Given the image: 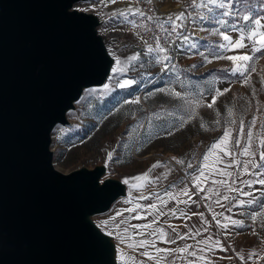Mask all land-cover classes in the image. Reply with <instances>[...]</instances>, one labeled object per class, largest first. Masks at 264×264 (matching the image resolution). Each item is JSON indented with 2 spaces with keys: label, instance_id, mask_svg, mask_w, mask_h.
Here are the masks:
<instances>
[{
  "label": "rangeland",
  "instance_id": "rangeland-1",
  "mask_svg": "<svg viewBox=\"0 0 264 264\" xmlns=\"http://www.w3.org/2000/svg\"><path fill=\"white\" fill-rule=\"evenodd\" d=\"M201 3L202 0H195V4ZM203 3L206 4L207 0H203ZM82 6L86 9L106 10L112 15L105 23L103 32L110 36L114 50L121 55L119 68L124 70L111 77L108 89L92 90L83 94L77 103V111L68 115L72 126H58L54 129L52 149L56 168L64 172L82 163L90 167L94 162L108 158L111 153L108 168L112 174L125 175L131 181L132 199L115 203L110 211L101 217L102 220L112 227H116L125 219L129 227L156 220L153 228L156 225L167 226L166 233L170 237V219L177 216L184 219L190 202L177 203L176 200H170L165 192L175 193L185 185L191 191H196L192 177L199 175L203 155L227 128L231 136L226 150L233 152L235 159L241 163L229 167L233 157L225 156L220 149L214 150L207 162L208 167L204 169L205 175L199 181L204 191L194 195V198L200 206L203 203L206 207L211 205V209L217 207L221 210L220 216L224 220L241 221V224L233 226L231 232L239 234L244 241L256 240L258 244L264 243V185L253 183L249 187L240 183L241 180L255 181L264 178L242 172L243 161H259V153L264 150L260 145V139L264 138V50L251 51L252 41L247 38V34L243 41L246 48L220 49L219 44L227 42L214 32V29L223 31L235 42L240 33L233 31L232 25L245 29V33L251 31L252 28L246 27L248 22L243 21L242 16L249 15L252 19L264 17V0H233L231 5L224 9L208 5L212 12L208 11V7L193 6V0H151L150 3L148 0H116L115 3L97 0ZM130 6L140 8L147 15L154 14L159 20L148 21L146 17H140V20L135 21L132 13H128L127 17L113 15L114 12L118 13L119 10H126ZM224 11H230L231 14L222 16ZM180 12L185 16L183 20L177 21L182 27L177 28L171 36L167 35L159 25L163 24L165 29L171 31V24L166 22L167 18L170 14L174 16ZM221 19L225 20L226 24L221 25L218 22ZM141 25H146L148 30ZM135 27L141 36L134 33ZM156 36L160 37L161 46L167 49L170 60L157 63V53L147 52L144 41L155 47ZM184 36L189 39L185 41ZM135 53H140V59L128 61L127 58ZM244 54L252 56L253 59L247 62H233L213 58L215 55ZM159 55L162 57L164 53ZM205 57L212 62L207 63ZM234 63L245 64L244 71L233 73L231 69ZM164 64L169 67L161 71ZM193 65L196 67H192ZM253 68L255 71H252ZM124 79L134 80L135 83L126 88H119L118 83ZM162 88L166 91L160 92L159 89ZM226 88L230 91L219 96L213 108H208L206 105L212 102L216 91ZM169 89L181 93V96L171 94L167 91ZM135 100L139 103H133ZM196 101L200 106L195 107L196 114L189 119L195 106L191 102ZM229 108L232 109L231 115L228 114ZM217 120L219 123H214ZM241 120L244 121L243 132L240 130ZM182 121H187L184 127L180 126ZM201 122L208 130L201 127ZM249 127L253 132L250 148L256 153L253 157L238 154L248 143ZM237 138L241 141L239 146L234 144ZM221 148L224 146L221 145ZM172 157L183 159L185 163L177 164ZM218 157L223 159L216 163ZM156 161H160L161 166L153 169L147 180L132 179L145 173ZM189 162L192 163V168L187 167ZM223 171H231L234 175H221ZM251 171L264 172V169ZM155 177H159V180L152 179ZM220 180L229 184L236 181L232 187L240 188L241 192L228 191L225 185L214 183ZM209 188L213 191L208 192ZM243 192H249L251 195L245 196ZM221 195H226L229 199H221L220 204H217L215 201ZM141 196L146 199H140ZM253 198L252 203H247ZM177 199L188 198L179 196ZM162 200L167 201V204H162ZM236 200H243L245 203L239 204V210L232 215V212L224 207ZM150 204H156L165 215L160 216L156 209L149 208ZM173 208L178 211L175 215H170L169 210ZM128 209L132 211L129 212ZM253 214H256L255 220L252 219ZM137 216L140 218L135 219ZM153 228L131 227L132 244H137L136 241L139 240L137 232L151 233ZM138 253V246L135 250L131 248V255L136 261Z\"/></svg>",
  "mask_w": 264,
  "mask_h": 264
},
{
  "label": "water",
  "instance_id": "water-1",
  "mask_svg": "<svg viewBox=\"0 0 264 264\" xmlns=\"http://www.w3.org/2000/svg\"><path fill=\"white\" fill-rule=\"evenodd\" d=\"M91 1L0 0V264H132L127 220L101 218L132 199L131 181L109 158L54 165V129L120 66L102 32L112 15Z\"/></svg>",
  "mask_w": 264,
  "mask_h": 264
},
{
  "label": "snow or ice",
  "instance_id": "snow-or-ice-1",
  "mask_svg": "<svg viewBox=\"0 0 264 264\" xmlns=\"http://www.w3.org/2000/svg\"><path fill=\"white\" fill-rule=\"evenodd\" d=\"M108 2L110 3H115L116 0H108ZM148 2L150 3L151 0H148ZM233 2V0H227V3H225V0H207V3H203V0H202V3L201 4H195V0H193V6L195 7H208V5H214L216 7H219L221 9H224V8H227L231 5V3ZM78 11H85L86 9H77ZM208 11L209 12H212V8L211 7H208ZM128 13H132L134 15H137L139 17H146V19L148 21H152L154 19L156 20H159V17H156L154 14L153 15H147L143 10H141L140 8H133V7H129L128 9L126 10H119V12H114L113 15H120V16H123V17H127ZM230 11H224L221 15L222 16H228L230 15ZM185 18L184 16V13L183 12H180V13H177L175 14L174 16L172 14H170L167 18V23H170L171 24V31H169L168 29H165L164 28V25L163 24H160L159 27L161 29L164 30L165 33H167V35L171 36L172 33H175L177 31V28L179 27H182V25L178 24L177 21H180V20H183ZM203 18V17H202ZM242 19L243 21H246L248 22L246 27H249V28H252L251 31H248L247 33H245V29L243 28H240L238 29L235 25H232V30L233 31H238L240 33V36L238 39L235 40V42L232 41V37L228 34H225V32L223 31H219V30H215L214 29V32H217L223 39V41L227 42V43H221L219 44V48L220 49H224V50H234V49H242V48H246L247 46L244 44V39H245V34H247V38L252 41V46H251V51L253 52H261L262 50H264V31H262L261 29H264V23H262V20H264V17L262 18H258V19H252L251 16L249 15H243L242 16ZM221 25H224L226 24V21L221 19L218 21ZM254 26V27H253ZM141 27H144L146 30H148L146 28V25H141ZM155 47H153V45L151 44H148L147 41H144L145 43V46L147 48V52L148 53H153V52H156L157 53V56L155 57L156 59V62L157 63H161L162 61H167V60H170V56L167 54V49L163 46H161V43H160V37L159 36H156L155 38ZM183 39L185 41H187L189 39L188 36H184ZM193 47H195V45H192ZM159 53H164V55L161 57L159 55ZM214 59H228V60H231L233 62L235 61H243V62H247V61H250L253 59L252 56L248 55V54H244V55H239V56H221V55H215L213 57ZM140 59V53H135L133 54L132 56L128 57L127 60L128 61H136ZM205 61L207 63H211L212 61L209 60L207 57H205ZM121 63V61L119 59H117V64L119 65ZM168 65L167 64H164V66L162 67L161 71H165L168 69ZM192 67H196V65H193ZM245 69V64H235L234 63V66L233 68L231 69V71L233 73L235 72H243ZM124 69L123 68H119V67H114L112 69V72L113 73H116V72H119V71H123ZM252 71H255V68L252 69ZM245 82H247V80H245ZM135 83L134 80H131V79H124L122 81H120L118 83V87L119 88H126L128 86H130L131 84ZM103 87L105 89H108L109 88V85L108 84H104ZM160 92H165L166 90L165 89H159ZM169 91L171 94L177 96V97H180L181 96V93L179 92H175L174 90L172 89H169L167 90ZM230 91V89H223V91L221 90H217L216 91V95L212 97V102L211 103H208L206 106L208 108H213L215 103H216V100L219 96L223 95L224 93ZM127 103V101H126ZM133 103H139L138 100H135L133 101ZM193 103L195 106L192 108V112H191V115L189 116V119L192 118V116H194L196 114L195 112V107H199L200 104L198 101L196 102H191ZM228 114L231 115L232 114V109L229 108L228 109ZM217 115L219 116V112H217ZM187 123V121H182L181 123V127H184V124ZM214 123H219V120L215 121ZM252 123L254 124L255 123V120L252 121ZM201 127L204 128L205 130H208L207 129V126L201 122ZM262 127H264V124H262ZM240 130L241 132H243L244 130V121L241 120L240 121ZM169 135H171V133H168ZM231 136V133H230V130L225 128L224 131H223V135L217 140L215 141L209 148L208 150L205 152V154L203 155V159H202V162H201V166H200V169H199V175L197 176H193L192 177V181H193V187L196 189V191H191L189 189V187L187 185H185L184 188L182 189H179L178 191H176L175 193L173 192H165V195L168 196V198L170 200H176L177 203H183V204H187L189 202L195 204L196 201L195 200H192V196L194 195H199V193L201 191H204L203 189H201L200 187V178L203 177L205 175V172H204V169L206 167H208L207 165V162L209 161V158H210V155H212L214 153V150H217V149H220L221 151H223L224 155L225 156H232V160H231V164L229 165V167L231 165H236V164H240L241 162L236 160L235 159V154L233 152H231L230 150H226L227 149V145L229 143V138ZM247 138H248V143L245 144L239 151V155L241 156H246V157H253L256 155L255 151H253L251 148H250V144H251V141L253 139V132L251 131V128L249 127V130L247 132ZM234 144L236 146H239L241 144V141L239 138L235 139L234 141ZM221 145L224 146V148H221ZM260 145H261V149H264V138H261L260 139ZM112 157V154L109 153L108 154V158L111 159ZM172 159L177 163V164H180V165H183L185 163V161L183 159H178L176 157H172ZM222 157H218L216 163H219L222 161ZM161 166V162L160 161H156L154 164H152L150 166V168L145 172V173H142L140 176H137V177H133L132 179L134 180H141V179H146L149 177V173L155 169V168H158ZM192 163L189 162L187 164V167L188 168H192ZM252 169H264V150H261L260 153H259V161H253L252 159H246L245 161H243V166H242V172L243 173H249L251 175H255L257 177H261V176H264V172H261V171H251ZM169 171H171V169H169ZM221 175H224V176H228V177H232L234 175L233 172L231 171H223L221 172ZM152 179H155V180H159V177H155V178H152ZM129 181L128 180H125V183H128ZM150 182V181H149ZM214 183H219V184H223L225 185L226 189L228 191H235V192H241V189L240 188H233L232 187V184H235L236 181H232V184H229L227 181L225 180H220L218 182H214ZM240 183L242 184H247L249 187H251V185L253 183H259L260 185H264V178H259L255 181H252V180H241ZM142 186V185H141ZM173 188H175V185L172 186ZM208 192H211L213 191V189L209 188L207 189ZM243 195L245 196H250L251 193L249 192H243L242 193ZM149 195H151V193H149ZM179 196H186L188 199L187 200H179L177 199V197ZM140 199H146V197L144 196H141L139 197ZM157 199H159V197H157ZM223 199V200H228L229 197L226 196V195H221L220 198H218L215 202L217 204H220V200ZM254 200L253 199H250L249 201H247V203H252ZM162 204H167V201H164L162 200L161 201ZM238 204H244L245 201L243 200H239L237 201ZM149 208H152V209H156L158 212H159V215L160 216H163L165 215V213L157 208V205L156 204H150L148 205ZM209 211H211V205H207ZM221 207H223V205H221ZM231 209H229L230 211ZM127 211L131 212L132 209H128ZM178 211V209H170L169 210V214L170 215H175L176 212ZM117 215H120V213H117ZM181 215H184V213H181ZM194 215H198L201 219V221L206 225L208 224V221L204 218V213H194ZM218 215H222V213L220 214H217V213H214L213 212V220L216 221L217 225H221V221L217 219V216ZM135 219H139L140 217L137 216V217H134ZM114 219V218H113ZM253 220L256 219V214H253V217H252ZM105 225H107V221H104L103 222ZM125 223V221H121V224ZM156 223V220H153L151 221L150 223H147V224H143V225H140V224H136V225H131V227L133 229H140V228H144V229H149V228H153V225ZM231 223L232 224H241V221H238V220H231ZM223 228L227 229L228 228V224L227 223H224L221 225ZM117 228L120 227V225H116ZM171 227V226H170ZM128 228H124L123 231L124 233H127L128 232ZM205 231H207V229L205 228L204 229ZM172 231L175 232L176 229L173 227L172 228ZM191 232V229L189 230ZM157 233H159L160 237L161 238H164L166 236V233L164 232V230L162 228H154L153 231L151 233H149L150 235L152 236H156ZM112 233L109 232V235H111ZM137 235H141V233L137 232L136 233ZM197 234L198 231H197ZM188 235V233H185L183 235H180V234H177V239H184L186 236ZM117 238L121 240V242H124V237L120 236L119 234H117ZM168 243H174L175 241L171 240L170 238L168 239L167 241ZM203 241L201 242H198V243H202ZM153 242L152 241H147V240H140L138 242V245L137 244H129L128 247L129 248H132L133 250H135V248L137 246L139 247H145L146 245H149V244H152ZM215 246L217 247H222L220 245V242L219 240H217L215 242ZM191 246L190 245H185L184 247L182 248H177V249H160V248H156L155 251L157 253H161V252H167L169 254H172V253H175V252H179V253H185L188 251V249L190 248ZM226 250V249H225ZM192 255H195V253H191ZM143 256H146L148 257L149 259H156L157 260V264H159V257H152L151 254L148 252V251H145L142 253ZM129 259L132 260V264H137V261L135 260L134 257H129ZM201 259H205L207 261V257H201ZM191 264V262H190ZM210 264V262H209Z\"/></svg>",
  "mask_w": 264,
  "mask_h": 264
},
{
  "label": "crops",
  "instance_id": "crops-1",
  "mask_svg": "<svg viewBox=\"0 0 264 264\" xmlns=\"http://www.w3.org/2000/svg\"><path fill=\"white\" fill-rule=\"evenodd\" d=\"M192 200L196 203H189V208L185 213V218L179 216L171 218L168 226L170 227V237L166 233L165 225H156L155 228L159 227L164 230L166 236L161 238L159 233L156 236H152L149 233L143 231L141 235H138V242L140 240L152 241V244L146 245L145 247H139V253L137 258V264H157L156 259H149L143 256L142 253L148 251L152 257H159V264H264V243H257L256 240H247L241 238L239 234L232 233L231 229L235 224L231 223V220H224L220 215L217 219L221 221V225L224 223L228 224V228L225 229L221 225H217L216 221L213 220V212L220 214L222 213L217 207L209 211L203 203L201 206L197 200L192 196ZM237 201L230 202L224 207L225 210L231 209L234 215L235 211H238L239 204ZM194 213H204V218L208 221V224H204L198 215ZM176 231L173 232L172 228ZM207 229L205 231L204 229ZM154 229V228H153ZM191 229V232L189 231ZM197 231L199 234H197ZM152 232V231H151ZM188 233L184 239H177V234L183 235ZM175 241L174 243H168V239ZM219 240L222 247L215 246V242ZM202 243H198L201 242ZM185 245L191 247L185 253L175 252L169 254L167 252L157 253L156 248L160 249H177L182 248ZM226 249V250H225ZM191 253H195L192 255ZM201 257H207L201 259Z\"/></svg>",
  "mask_w": 264,
  "mask_h": 264
},
{
  "label": "built area",
  "instance_id": "built-area-1",
  "mask_svg": "<svg viewBox=\"0 0 264 264\" xmlns=\"http://www.w3.org/2000/svg\"><path fill=\"white\" fill-rule=\"evenodd\" d=\"M133 17H134L133 19H134L135 21H136V20H140V17L137 16V15H134ZM102 32H103V29H102ZM103 33H104V32H103ZM134 33L139 34V35L141 36V34L139 33V30H138L137 27L134 28ZM104 34H106V33H104ZM106 35H107V34H106ZM108 37L110 38L109 35H108Z\"/></svg>",
  "mask_w": 264,
  "mask_h": 264
},
{
  "label": "bare ground",
  "instance_id": "bare-ground-1",
  "mask_svg": "<svg viewBox=\"0 0 264 264\" xmlns=\"http://www.w3.org/2000/svg\"><path fill=\"white\" fill-rule=\"evenodd\" d=\"M174 54H176V51L174 52Z\"/></svg>",
  "mask_w": 264,
  "mask_h": 264
}]
</instances>
